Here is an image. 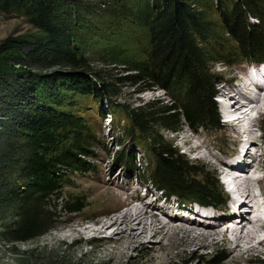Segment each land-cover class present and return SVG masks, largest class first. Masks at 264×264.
Listing matches in <instances>:
<instances>
[{"label": "trees", "instance_id": "1", "mask_svg": "<svg viewBox=\"0 0 264 264\" xmlns=\"http://www.w3.org/2000/svg\"><path fill=\"white\" fill-rule=\"evenodd\" d=\"M118 2L0 0V11L24 17L35 29L0 42V208L11 212L15 242L47 232L56 218L52 209L74 214L84 208L80 194L65 193V187L75 173L93 170L87 160L93 159L95 131L67 110L72 103L66 95L108 101L116 94L109 83L82 73L39 77L30 71L88 70L80 43L116 31L128 16L142 28L145 48L138 59L114 53L110 64L124 69L123 80L139 93L155 88L168 98L136 106L109 101V122L121 123L152 157L144 189L153 186L185 205L225 206L216 175L180 154L165 133L220 129L215 95L222 80L214 65L264 62V0H137L129 9ZM119 162L136 165L134 156L128 161L121 155ZM222 260L217 251L206 264Z\"/></svg>", "mask_w": 264, "mask_h": 264}, {"label": "rangeland", "instance_id": "2", "mask_svg": "<svg viewBox=\"0 0 264 264\" xmlns=\"http://www.w3.org/2000/svg\"><path fill=\"white\" fill-rule=\"evenodd\" d=\"M118 1L120 5L124 6V9H129V7H134L137 0ZM213 17L217 18V15L213 14ZM34 33L35 29L24 17L0 11V42L7 37H19ZM79 48L80 52L87 58L88 70H72L70 68L57 67L50 70H31L30 72L39 77L48 76L52 73L61 74L67 71L78 72L89 77L92 82L96 81L97 84L102 82L109 83L116 91L115 95L107 98L108 101L99 100L93 95L82 98L68 94L65 97L67 100L66 103H72V106L69 105L70 108H67V110L77 115L81 120H84V122L95 131L96 144L93 149V159L87 160V162L93 166V170L84 174L75 173L70 177V183L72 184L65 187V193L80 194L83 198L84 208L74 214H64L59 212V210H50V212L56 216L51 228L43 235L25 242H15L12 239L9 233L11 212L7 209L0 208V264H157L158 261H155L152 257L164 255L162 251L156 249L152 250V245H155L158 239H154L151 244L145 248H137L135 251L131 252L129 256L122 258L119 262L117 259L113 263L109 261L110 256L101 253V250L106 247H116L115 241H108L105 243L100 242L102 240H107L105 238H97L91 241L84 238L83 243L77 248V246L73 245L69 240L60 243L50 241L48 236L70 219L85 220L84 222L87 224L93 220L101 219V216L94 217L93 219H91L90 216L96 211L106 209L109 203L120 206L121 211H123L125 210V204L135 203L139 200L153 202L156 207L165 209L166 213H164V216H158L161 220L163 218V221H166L168 218L177 216L180 217V220L177 219L179 222L191 224L197 223L195 220L211 223V221L207 219L212 218V216L209 217V215L203 214V212L209 214L215 213V215H217L219 211L224 209L223 206L213 208V210L193 209L190 204L185 205L177 202L175 199L165 198L158 192L152 195L155 189L150 185L147 186L146 192L142 184L145 178V172L148 167H151L150 160L152 157L143 153L141 145L135 139L129 138L124 134L121 123L118 127L116 121L114 124L109 122V116L106 115L109 109V101L119 104L126 102L134 106L151 100H155L157 103L165 100L167 101V95L155 88L139 93L138 87H134L123 80V77L126 76L124 69L116 64H110V55L114 53H116V55L119 53H126L135 59L139 58L141 51L145 48V37L142 28L132 20V17L128 16L121 21L116 31L113 30L103 37L80 43ZM255 68L256 65H253L252 69ZM246 69L247 64L245 63L236 64L232 67H223L220 64L214 65V71L222 80L218 89L221 85L228 87L229 84H232L231 78L239 80L241 74H244ZM90 73H98L100 76L95 80L90 77ZM248 73H251V71ZM234 84L236 86L239 85V83ZM217 105L220 116L219 104ZM262 107L264 108V106ZM262 112L264 113V110H262ZM102 114L106 117L104 120H102ZM261 123L264 129V116L262 117ZM233 131L231 127L225 125L221 121L220 129L194 133L188 128H183L178 134L171 135L165 133V138L168 141L174 142L180 154H183L191 162L199 163V165L203 167L201 169L204 172H211L216 175L223 192L222 195L226 207L228 206L227 203L230 197L221 184V176L217 168L213 167L209 162L199 159L201 154L206 152V150L202 149L199 150V152L190 153L182 146V139L188 136L191 137L193 143L206 141L209 143V149L212 154L217 158L223 159L226 156V152L232 151L235 153V151L238 152L241 148H238L237 144H235L236 135ZM262 132V130H258L255 133L256 136L259 135L260 140L263 136ZM262 146H264L263 140H261V144L258 148L262 149ZM251 149L253 148L249 147L248 152ZM121 155H123L126 160L128 159V161H131L132 156L135 157L136 165L133 169H129L119 162ZM257 157L262 158L264 162V155ZM247 160L249 161V159ZM9 179L11 180L13 178L10 176ZM99 193H101V196L97 197ZM234 202L235 201H233L232 204H234ZM153 213L159 214L158 211H153ZM247 215L248 213H245L244 216L247 218ZM188 218L192 219L193 222L187 221ZM232 219H234V216ZM225 224H227V222L218 227V231L224 230L226 227ZM205 243L206 245L200 249L195 246H190L179 247L178 250H173L174 255L169 257L164 264H206L208 256L213 255L217 251L221 252L223 259L220 264H246V259H248L246 255H244L243 259L239 262L228 263L229 258L226 254L230 248L229 244L219 242L218 239L211 243ZM166 244L167 242L164 241L163 245ZM95 249L100 251L94 253L93 250ZM257 257L263 261L264 250L263 253L259 255L252 253L249 259Z\"/></svg>", "mask_w": 264, "mask_h": 264}, {"label": "bare ground", "instance_id": "3", "mask_svg": "<svg viewBox=\"0 0 264 264\" xmlns=\"http://www.w3.org/2000/svg\"><path fill=\"white\" fill-rule=\"evenodd\" d=\"M244 74L251 73L245 70ZM258 79L257 86L262 88L264 74ZM228 87L234 89L229 94V101L232 104L230 109L240 112V116L235 120V123L225 125L234 130L235 144L243 143L245 136L252 144L249 147H255L257 150L253 149V153L250 150L248 152L247 145L243 143L238 152H226L225 158L221 159L212 154L208 142L193 143L191 137L188 136L182 139V146L190 153L205 149L206 152L202 153L199 159L205 160L217 168L220 175L231 176V182L235 187L237 196L229 198L228 206H224V209L217 215L203 212L209 217L212 216L210 219L206 218L211 223L195 219L197 223H181L177 220L180 217L177 216L167 217L168 219L163 221V218L161 220L158 216L163 217L166 213L165 209L156 207L153 202L139 200L135 203L125 204L123 211L120 206L109 203L106 209L96 211L90 216L91 219L101 216V219L93 220L89 224L84 222L85 220L70 219L49 234V240L60 243L69 240L77 248L83 243L84 238L90 241L105 238L107 240L100 241L105 243L115 241L116 247H106L101 250V253L109 255V261L114 263L117 259L119 262L122 258L129 256L137 248H145L154 239H158L155 245H152V250L162 251L164 255H156L152 258L158 261L157 264H164L169 257L174 255L173 250H178L179 247L195 246L200 249L206 245L205 242L211 243L218 239L219 242L230 245L226 254L229 258L228 263L239 262L246 255L248 256L246 264H264V260L261 261L258 257L249 259L252 253L259 255L264 250V222L256 219L260 212V206H264V162L262 158L257 157L260 156L258 146H260L261 140L257 138L259 135H255L258 130L263 131L261 120L264 116L262 112L264 108L257 104L261 101L259 95L249 97L243 86L229 84ZM241 93L245 95L244 101L239 100ZM248 104H253L254 108H248ZM252 112L255 114L250 116ZM245 121L247 122L244 123ZM231 172H241L243 175L242 177L232 176ZM100 196L101 193L97 195V197ZM233 201H235L234 204H232ZM192 207L197 210L210 209L200 205ZM153 211H158L159 214H155ZM245 213H248L247 218L244 216ZM233 216L234 219H232ZM250 216L252 217L250 218ZM187 221L193 222L190 218ZM225 222L230 225L226 226L224 230L218 231L217 228ZM164 241L167 242L166 245H163ZM99 251L98 249L93 250L94 253Z\"/></svg>", "mask_w": 264, "mask_h": 264}]
</instances>
